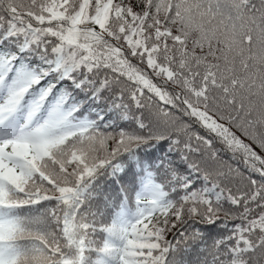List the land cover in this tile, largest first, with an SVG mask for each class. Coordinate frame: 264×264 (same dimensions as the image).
Returning a JSON list of instances; mask_svg holds the SVG:
<instances>
[{
    "label": "snow or ice",
    "instance_id": "obj_1",
    "mask_svg": "<svg viewBox=\"0 0 264 264\" xmlns=\"http://www.w3.org/2000/svg\"><path fill=\"white\" fill-rule=\"evenodd\" d=\"M0 264H264V0H0Z\"/></svg>",
    "mask_w": 264,
    "mask_h": 264
}]
</instances>
